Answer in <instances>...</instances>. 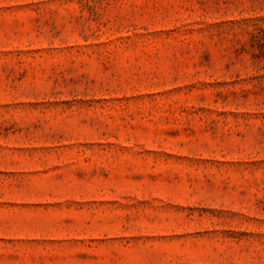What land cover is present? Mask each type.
I'll list each match as a JSON object with an SVG mask.
<instances>
[{
	"label": "rangeland",
	"instance_id": "rangeland-1",
	"mask_svg": "<svg viewBox=\"0 0 264 264\" xmlns=\"http://www.w3.org/2000/svg\"><path fill=\"white\" fill-rule=\"evenodd\" d=\"M0 264H264V0H0Z\"/></svg>",
	"mask_w": 264,
	"mask_h": 264
}]
</instances>
